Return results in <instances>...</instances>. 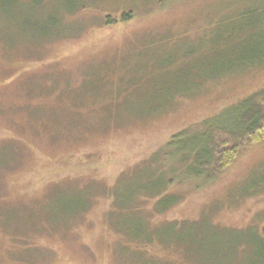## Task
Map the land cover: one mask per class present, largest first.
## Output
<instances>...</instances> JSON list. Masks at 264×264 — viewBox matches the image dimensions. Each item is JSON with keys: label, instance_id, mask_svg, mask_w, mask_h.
I'll return each mask as SVG.
<instances>
[{"label": "rangeland", "instance_id": "1", "mask_svg": "<svg viewBox=\"0 0 264 264\" xmlns=\"http://www.w3.org/2000/svg\"><path fill=\"white\" fill-rule=\"evenodd\" d=\"M259 44L264 0H0V264H133L143 229L133 247L173 257L157 239L188 229L166 224L202 218L223 246L264 229V142L212 177L187 176L182 149L264 89ZM168 176L179 199L157 210ZM115 184L142 213L114 206Z\"/></svg>", "mask_w": 264, "mask_h": 264}, {"label": "trees", "instance_id": "2", "mask_svg": "<svg viewBox=\"0 0 264 264\" xmlns=\"http://www.w3.org/2000/svg\"><path fill=\"white\" fill-rule=\"evenodd\" d=\"M259 45L262 46L263 44ZM191 134L194 136V140L187 148L182 147L184 153L187 155L186 161L189 160V163H185L186 161L184 163L185 165H191L187 176L212 177L214 174L221 172L231 165L246 147L264 142V89L227 107L217 116L203 123L199 129L192 131L190 135ZM183 138L186 137L178 138L174 141V144L170 142L169 147L177 146V141ZM9 142L12 143L11 141ZM165 156H167V158L164 160L163 169H157L160 172L168 171L172 163L171 156L166 154ZM9 164L10 162L3 164L0 168ZM168 165L169 167H167ZM147 166L154 165L148 164ZM142 167L143 166L140 168ZM178 174H180L179 169ZM172 180L173 179L168 176L166 181L161 185L158 194L154 196L157 198L155 203L157 210H159L158 208L161 201L165 202V207L173 206L177 203L179 198L176 195L165 193L169 181ZM151 187L155 188L156 186L152 185ZM115 190L116 184L108 189V193L113 195L112 201L114 206L119 203V206L124 208L127 212L142 213L137 205L139 202L146 200L141 199L137 195L139 189L129 191L128 195L121 201H119L120 197L118 198V196H115ZM114 197H116V199L118 198V202H116V199L114 202ZM160 211H164V209ZM75 217L76 215L66 216L62 221V225L68 224V221ZM203 221L204 218L196 222L184 221L166 224L172 229H188L184 236H181V234L176 235V237L174 235H167L166 241L157 239L165 250L174 252L173 257L170 255L166 258L156 257L154 255H148L146 250H141L136 246L133 247V243L144 244L143 242L155 238H150L144 229L142 233L140 230V236L144 235V237H142L143 239L139 236L129 237V240L136 241V239H139V241H132L126 244V255L132 257L131 263L134 262L133 264H204V261L200 260L203 255L202 251H204L205 256L210 258L209 262L211 264H252L251 261L247 262L243 259V256L255 251L252 257V259H257L255 264H264V229H260L257 223L248 226L249 230L254 232L249 234L251 237L233 236L230 237L231 243L228 242L227 246H223L224 244H221V238L224 235L223 232L220 231V226L209 222V224L202 228ZM1 223L6 228H13L11 223H3L2 221ZM57 225L61 224L57 223ZM40 226L45 227L43 222L37 221L32 225L31 229L37 230ZM115 228L118 229L119 227L116 226ZM146 228L150 229L148 224ZM121 231H123L122 228ZM33 248L35 249V247ZM26 250L32 251L29 248Z\"/></svg>", "mask_w": 264, "mask_h": 264}]
</instances>
